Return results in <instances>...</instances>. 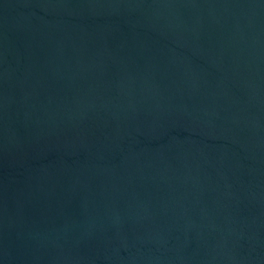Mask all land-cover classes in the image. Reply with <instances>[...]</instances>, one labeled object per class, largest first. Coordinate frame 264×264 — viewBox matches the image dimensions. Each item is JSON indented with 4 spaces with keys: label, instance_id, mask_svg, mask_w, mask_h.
Listing matches in <instances>:
<instances>
[{
    "label": "water",
    "instance_id": "obj_1",
    "mask_svg": "<svg viewBox=\"0 0 264 264\" xmlns=\"http://www.w3.org/2000/svg\"><path fill=\"white\" fill-rule=\"evenodd\" d=\"M0 264H264V0H0Z\"/></svg>",
    "mask_w": 264,
    "mask_h": 264
}]
</instances>
